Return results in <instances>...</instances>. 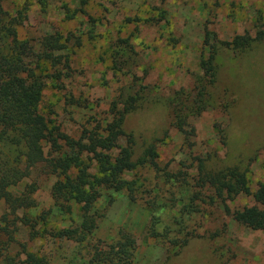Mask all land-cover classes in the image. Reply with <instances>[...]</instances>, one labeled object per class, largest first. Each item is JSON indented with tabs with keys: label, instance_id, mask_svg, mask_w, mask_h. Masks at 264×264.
I'll return each instance as SVG.
<instances>
[{
	"label": "rangeland",
	"instance_id": "rangeland-1",
	"mask_svg": "<svg viewBox=\"0 0 264 264\" xmlns=\"http://www.w3.org/2000/svg\"><path fill=\"white\" fill-rule=\"evenodd\" d=\"M3 7L27 16L19 37L37 53L54 49L69 57L70 69L40 62L46 83L40 110L51 127L78 140L85 127L106 126L121 92H141L144 98L126 116L124 129L135 138V161L150 143L159 156V169L138 166L132 174L138 181L136 201L116 194L112 203L109 198L97 203L103 217L86 230L80 245L54 234L82 224L81 205L74 204L71 214L60 212L53 199L58 178L36 172V207L14 216L41 218L45 212L47 221L35 224V230L20 220L11 225L13 264L26 253L48 264L90 262L97 248L108 249L123 234L136 240L133 264H264V230L239 224L228 213L256 205L253 197L223 201L197 187L201 163L211 171L239 167L253 192L264 184V40L242 51H219L212 105L189 120V139L172 127L166 105L168 96L193 88L202 75L207 34L216 42L248 34L256 38L264 31V0H3ZM126 38L138 57L120 72L113 69V45ZM87 163L97 174L95 163ZM27 183L12 187V193L18 195ZM199 192L201 198L191 201ZM189 203L194 212L187 213ZM9 211L0 202V222ZM2 259L0 264H10Z\"/></svg>",
	"mask_w": 264,
	"mask_h": 264
},
{
	"label": "trees",
	"instance_id": "trees-1",
	"mask_svg": "<svg viewBox=\"0 0 264 264\" xmlns=\"http://www.w3.org/2000/svg\"><path fill=\"white\" fill-rule=\"evenodd\" d=\"M26 17L22 12L17 16L10 14L0 0V202L4 201L10 210L0 222V257L10 264L13 263L8 251L14 242L11 225L20 220L35 230L38 222L47 221L45 212L41 218L31 217L30 213H25L22 218L14 216L21 210L30 211L36 207V172L58 178L53 187V199L60 212L71 214L74 204L81 205L82 224L54 234L58 239L80 245L86 242V230L103 217L96 209L99 201L109 198L112 203L116 194H125L131 201H136L138 181L132 175L136 168L150 165L159 169L156 145H147L142 156L135 161V138L124 129L126 116L135 111L144 98L141 92H121L111 105L106 126L85 127L78 140L58 127H51L40 110L46 87L44 76L38 72L40 62L49 61L53 67L63 65L70 69L69 57L57 54L54 49L37 53L29 41L21 39L18 29ZM256 40H264V31L261 30L256 38L248 34L236 36L232 41L216 42H211L207 34L205 46L209 48V54L201 62L202 75L196 77L193 88L176 90L166 99L172 127L186 139H189V120L200 116L212 105L210 90L217 83L219 51L222 48L246 50ZM55 42L51 44L55 45ZM137 57L138 53L128 38L119 39L113 45L114 70H127L135 64ZM32 59H36L35 65ZM55 72L60 79L62 71L57 69ZM138 80L135 76V81ZM136 87L135 90L145 89L136 85L133 89ZM218 100L221 102L224 98L219 97ZM46 145L50 146L48 154ZM87 160L95 163L97 174L91 172ZM173 179L170 175L169 180ZM25 181L28 183L18 195L12 193V187L19 186L20 189ZM197 187L212 190L217 199L223 201L239 195L252 196L256 205L234 212L228 210V213L239 224L253 230H264V184L253 192L246 172L239 167L211 171L201 163ZM200 194L192 197L191 201L201 198ZM193 205L184 206L187 213L195 211ZM97 251L98 255L92 262L84 260L82 264H133L136 240L130 234H123L116 244L108 249L97 248ZM26 255L27 258L19 264H48L46 259L36 258L32 253Z\"/></svg>",
	"mask_w": 264,
	"mask_h": 264
}]
</instances>
